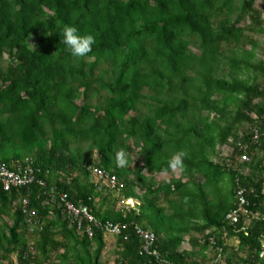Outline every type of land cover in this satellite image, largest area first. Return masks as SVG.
I'll use <instances>...</instances> for the list:
<instances>
[{"label": "trees", "instance_id": "obj_1", "mask_svg": "<svg viewBox=\"0 0 264 264\" xmlns=\"http://www.w3.org/2000/svg\"><path fill=\"white\" fill-rule=\"evenodd\" d=\"M254 4L0 0V165L17 170L28 159L34 172L18 189L0 185V264H104V233L89 225V236L84 224L78 234L61 214L62 193L125 226L113 264H264V127L253 118L264 114L255 38L264 13ZM66 24L95 36L87 57L61 43ZM121 148L126 168L114 162ZM176 153L179 178L168 168ZM94 169L117 186L96 182ZM242 188L249 214L231 225ZM20 199L40 224L27 223ZM134 226L154 234L156 258L140 254ZM185 237L199 255L181 249Z\"/></svg>", "mask_w": 264, "mask_h": 264}, {"label": "built area", "instance_id": "obj_2", "mask_svg": "<svg viewBox=\"0 0 264 264\" xmlns=\"http://www.w3.org/2000/svg\"><path fill=\"white\" fill-rule=\"evenodd\" d=\"M253 118L259 124V126L264 127V114L260 116L253 115ZM259 126L253 127V139L256 140L257 138V128ZM241 161H249V157L244 154L241 156ZM31 160L26 159L25 160V167L18 168L17 170L8 169L2 165H0V185L4 191H10L12 189H18L20 187H23L27 184H30L33 180V170L31 167ZM93 175L96 177V182L98 180H103L111 189H114L118 181L115 177L110 176L107 173H104L101 170L94 169ZM39 185H44L41 181L39 182ZM245 190L239 189L235 193V208L230 210L226 216L225 219L228 221L229 224L234 225L238 222L239 218H241L245 214H249L248 211H246L245 207L247 205ZM21 205H22V212L26 215V220L28 224L38 225L39 220L32 215V213H29L26 206L27 201L26 199H20ZM58 205L61 208V214L69 221L70 224L77 227L78 234L82 233L83 225H88L84 232L91 235V229L89 225H92L94 228L100 230L104 234H110L113 236L120 235L122 230L125 228V226H121L116 223L111 222H102L98 219H95L89 212L86 205L78 204L74 205L72 202H70L67 198V195L62 193L59 195L58 198ZM34 219V221H33ZM87 222V223H85ZM134 233L138 237V239L141 242L140 246V254H144L147 256H153L157 257L156 251L152 248V245L155 240V236L150 231H147L139 226L133 227ZM31 231V229H30ZM208 233H206L207 235ZM208 241L211 244V246H214V239L211 236H207ZM216 250V249H215ZM217 251V250H216ZM219 251V249H218ZM218 253V252H217ZM169 264V263H167Z\"/></svg>", "mask_w": 264, "mask_h": 264}, {"label": "clouds", "instance_id": "obj_3", "mask_svg": "<svg viewBox=\"0 0 264 264\" xmlns=\"http://www.w3.org/2000/svg\"><path fill=\"white\" fill-rule=\"evenodd\" d=\"M61 37V43L65 46L66 50L72 57L77 59L87 57L92 52L93 45L96 43L94 35L90 33L81 35L78 28L71 24H66L63 27ZM114 162L116 167L126 168L129 164L128 153L123 148L117 150ZM168 168L172 171L184 168V160L180 153H176L169 158ZM185 199L187 200V198ZM258 243L261 249L259 251V258L264 260V235L258 238Z\"/></svg>", "mask_w": 264, "mask_h": 264}, {"label": "rangeland", "instance_id": "obj_4", "mask_svg": "<svg viewBox=\"0 0 264 264\" xmlns=\"http://www.w3.org/2000/svg\"><path fill=\"white\" fill-rule=\"evenodd\" d=\"M254 6H255L256 9L260 10V12L262 14L264 13V0H255ZM263 17H264V15H263ZM255 38L258 40V42L260 43V46H261V48H260L261 50L257 52L256 56H257V58H262L261 54L264 53V34L255 36ZM77 103L79 104L80 101H77ZM136 150L137 149H135V152H136ZM228 153L229 152H228L227 148H222L221 149L222 156H227ZM94 158H96V156H94ZM173 175H174L175 178H179V173L178 172H176L175 174L173 173ZM154 178H155V180L157 182L161 183L162 181H168L170 179V176L168 174H165V173H156L154 175ZM132 201H133V204H134V202H136L134 200H132ZM5 221H7V219H5ZM8 223L10 224V222H8ZM206 240L209 243L207 237H206ZM104 242H105V248H104V250L102 252L100 261L102 263H104V264H113L114 260L117 257V255H116V249H117L116 247L117 246H116L115 237L113 235H110V234L106 233V234H104ZM199 243L202 246H206L204 238L203 239L199 238ZM210 246H211L210 243H209L208 248L206 246V248H207L206 251H205V255L206 256H212V252H211L212 249H211ZM181 249L182 250H186V251H192L193 250L195 255H199L197 249H193L191 244L188 242V237H185V240L183 241V243L181 245Z\"/></svg>", "mask_w": 264, "mask_h": 264}, {"label": "crops", "instance_id": "obj_5", "mask_svg": "<svg viewBox=\"0 0 264 264\" xmlns=\"http://www.w3.org/2000/svg\"><path fill=\"white\" fill-rule=\"evenodd\" d=\"M176 172H178L177 170L176 171H173V173L175 174ZM144 174H146V173H144ZM165 174H167V173H165ZM94 179L96 180V177L94 176ZM95 201H98V198L97 199H95ZM126 204H129L130 206H134V205H138L139 204V202H134V204H133V201L132 200H127L126 202H125ZM120 208L121 209H124V202L122 203V204H120ZM139 227H141V226H139Z\"/></svg>", "mask_w": 264, "mask_h": 264}]
</instances>
